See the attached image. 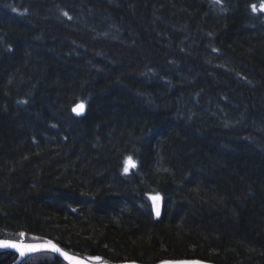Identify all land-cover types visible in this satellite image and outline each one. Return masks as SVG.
I'll return each instance as SVG.
<instances>
[{"label":"trees","instance_id":"16d2710c","mask_svg":"<svg viewBox=\"0 0 264 264\" xmlns=\"http://www.w3.org/2000/svg\"><path fill=\"white\" fill-rule=\"evenodd\" d=\"M261 3L0 0V238L264 264Z\"/></svg>","mask_w":264,"mask_h":264},{"label":"water","instance_id":"95a60500","mask_svg":"<svg viewBox=\"0 0 264 264\" xmlns=\"http://www.w3.org/2000/svg\"><path fill=\"white\" fill-rule=\"evenodd\" d=\"M85 111H86V109L84 106V108L82 110H77L75 112L78 115H84ZM155 197H158V199H156V200L152 199L153 200L154 213H155L156 217H160L161 213H162V202H161V198L159 196H155ZM157 211L159 212V215H157ZM0 241H8V242L19 243V244H24V245H49V244H53L56 246V249H58V250H54L51 247H33L31 249H23L22 250L19 248H13L11 246H0L1 249L13 250L14 252H16L19 255L18 259L15 262H13L12 264H20L30 255H33V254L39 253V252H53V253L57 254L61 259L68 262L69 264H107V263L102 262L101 257H91L89 259H86V258H83L79 255L70 253L69 251L63 249L60 245H58L56 242H53V241L27 242L24 240H11V239H5V238H0ZM97 258H99V259H97ZM174 262H199V264H216L214 262L205 261V260H165V261L159 262L157 264H174ZM122 264H142V263L126 262V263H122Z\"/></svg>","mask_w":264,"mask_h":264},{"label":"snow or ice","instance_id":"6c2138e0","mask_svg":"<svg viewBox=\"0 0 264 264\" xmlns=\"http://www.w3.org/2000/svg\"><path fill=\"white\" fill-rule=\"evenodd\" d=\"M254 10H255V6ZM84 108V104L80 103L78 105H76V107L73 109V111H77V110H82ZM130 167H135V162L132 161V158L129 157L127 158V160L125 161V168L124 171L127 173L129 171ZM153 200L158 199V197H152ZM157 215H159V212L157 211ZM23 235V234H21ZM0 246H11L13 248H19V249H31L33 247H51L54 250H58L56 249V246L53 244H49V245H24V244H19V243H13V242H8V241H0ZM99 259V258H97ZM174 264H199V262H174Z\"/></svg>","mask_w":264,"mask_h":264},{"label":"rangeland","instance_id":"374dc122","mask_svg":"<svg viewBox=\"0 0 264 264\" xmlns=\"http://www.w3.org/2000/svg\"><path fill=\"white\" fill-rule=\"evenodd\" d=\"M260 2H262V3H261V8L264 9V0H260ZM50 255H52V254H50V253L48 252V253H46L44 256H40L39 259H48L47 256H50Z\"/></svg>","mask_w":264,"mask_h":264},{"label":"bare ground","instance_id":"6f19581e","mask_svg":"<svg viewBox=\"0 0 264 264\" xmlns=\"http://www.w3.org/2000/svg\"><path fill=\"white\" fill-rule=\"evenodd\" d=\"M79 103H82V102H79ZM79 103H78V104H79ZM78 104H76V105H78ZM83 104H84V103H83ZM76 105H75V106H76ZM75 106H74V108H75ZM84 106H85V104H84ZM85 109H86V106H85ZM74 113L76 114L75 111H74ZM85 113H86V111H85ZM85 113H84V114H85ZM76 115H78V114H76ZM78 116H83V115H78ZM155 196H159V197L161 198L162 207H163V200H162V197H161L160 195H154L153 197H155ZM152 202H153V200H152ZM155 216H156V215H155ZM157 218H159V217H157ZM35 254H36V253H35ZM33 255H34V254H33ZM30 256H31V255H30ZM18 257H19V255H18ZM27 258H28V257H27ZM17 259H18V258H17ZM17 259H16V260H17ZM21 263H22V262H21ZM21 263H20V264H21Z\"/></svg>","mask_w":264,"mask_h":264}]
</instances>
